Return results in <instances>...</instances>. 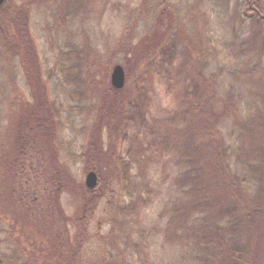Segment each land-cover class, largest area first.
Wrapping results in <instances>:
<instances>
[{"label":"rangeland","instance_id":"1","mask_svg":"<svg viewBox=\"0 0 264 264\" xmlns=\"http://www.w3.org/2000/svg\"><path fill=\"white\" fill-rule=\"evenodd\" d=\"M4 4L28 6V26L51 101L61 110L54 142L58 165L68 167L74 177L61 199L71 217L73 236L83 237L74 257L77 264L111 258L115 260L106 264L125 260L179 264L181 255L190 254L189 246L161 232L168 219L163 215V198L168 196H156L163 163L155 160L154 141L166 132L169 114L187 108L201 87L190 66L195 57L208 77L219 76L218 89L227 92L233 86V119L225 128L228 133L233 130V136L228 134L233 139V169L246 178L251 198L264 203V78L252 72L254 65L261 68L260 61L264 67V25L243 17L242 0H5ZM0 18V253L6 264H59L56 255L45 251L41 233L17 211L6 185L13 134L22 111L34 103V83L21 49L10 48L2 36L6 32L23 50V33ZM159 30L161 44L154 56L137 64L131 76L126 74L125 85L133 92V119L117 130L116 142L107 127L95 137V106L111 82L114 66L124 65L131 42ZM122 159L131 161L129 181L123 179ZM91 169L99 175L95 188L86 184ZM79 184L83 188L78 189ZM149 187L153 198L147 203L141 200L137 209L124 206ZM85 189H93L89 193L95 206L84 212ZM250 218L239 224L238 237L251 250L250 263L264 264V221H254L252 214Z\"/></svg>","mask_w":264,"mask_h":264},{"label":"trees","instance_id":"2","mask_svg":"<svg viewBox=\"0 0 264 264\" xmlns=\"http://www.w3.org/2000/svg\"><path fill=\"white\" fill-rule=\"evenodd\" d=\"M8 9L12 12L6 13ZM27 10L28 6L24 4L0 6V13L5 14L0 17H4L5 23L14 24L23 33V50L6 32V36L2 35L4 41L12 49H21L20 53L26 58L24 66L34 83L31 89L34 103H28L22 111L13 134V149L6 166L9 184L6 182V185L17 211L31 222L30 227L34 225L41 233L45 251L52 257L56 255L59 264H77L75 258L82 248L83 237H79V233L73 236L71 217L61 199L62 192L74 184V177L68 167L58 165L59 153L54 142L56 126L63 118L57 103L51 101L39 53L29 30ZM241 11L246 19L264 25V0H242ZM161 34L159 30L136 44L128 43L130 48H127L123 62L128 77L134 73L137 64L154 56L161 44ZM191 61L190 66L201 87L191 95L187 108L169 114L166 132L154 141L155 160L163 163L158 168L162 176L158 179L160 187L156 196L159 198L161 193L168 196L163 198V215L166 213L168 219L161 232L169 240L170 237L171 240L178 238L180 244L189 246L190 254L181 255L179 264H252L250 248L238 237L239 224L251 220V214L254 221L263 223L264 203L251 198L246 178L233 169V139H228L231 131L228 133L225 129L228 119H233V86L222 92L216 84L219 76L208 77L199 68L197 57ZM260 66L254 65L252 72H260L264 78L261 61ZM132 93L128 85L116 88L111 82L107 84L95 106V137L102 127H107L114 141L119 137L117 130L133 119ZM262 119L264 126V115ZM230 135L233 136V130ZM135 145L134 150L138 148V142ZM122 162L123 179L129 181L132 178L131 161L122 159ZM80 188H83L81 184ZM91 190L84 191L81 207L84 212L88 206H95L89 193ZM150 194L149 187L133 203L124 206L137 209L141 200L147 203L153 198ZM0 264H6L1 253ZM125 264H131V261L125 260Z\"/></svg>","mask_w":264,"mask_h":264},{"label":"water","instance_id":"3","mask_svg":"<svg viewBox=\"0 0 264 264\" xmlns=\"http://www.w3.org/2000/svg\"><path fill=\"white\" fill-rule=\"evenodd\" d=\"M5 0H0V6L3 5ZM126 70L123 64L117 63L112 71L111 82L114 87L122 88L126 83ZM99 175L95 169L88 171L86 175V184L90 188H95L98 184Z\"/></svg>","mask_w":264,"mask_h":264}]
</instances>
